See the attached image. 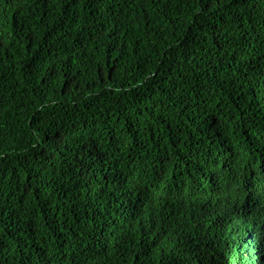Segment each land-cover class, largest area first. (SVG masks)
I'll return each instance as SVG.
<instances>
[{
  "label": "trees",
  "instance_id": "16d2710c",
  "mask_svg": "<svg viewBox=\"0 0 264 264\" xmlns=\"http://www.w3.org/2000/svg\"><path fill=\"white\" fill-rule=\"evenodd\" d=\"M245 199L264 0H0V264H264Z\"/></svg>",
  "mask_w": 264,
  "mask_h": 264
},
{
  "label": "clouds",
  "instance_id": "9594fccd",
  "mask_svg": "<svg viewBox=\"0 0 264 264\" xmlns=\"http://www.w3.org/2000/svg\"><path fill=\"white\" fill-rule=\"evenodd\" d=\"M232 214L241 222L249 227L256 234L264 229V208L259 201L245 199L240 205L226 204ZM252 214V218H249ZM223 248V247H222ZM231 254L226 257L222 264H237V258H241L242 252L248 247H230Z\"/></svg>",
  "mask_w": 264,
  "mask_h": 264
},
{
  "label": "bare ground",
  "instance_id": "6f19581e",
  "mask_svg": "<svg viewBox=\"0 0 264 264\" xmlns=\"http://www.w3.org/2000/svg\"><path fill=\"white\" fill-rule=\"evenodd\" d=\"M258 237V236H257Z\"/></svg>",
  "mask_w": 264,
  "mask_h": 264
}]
</instances>
